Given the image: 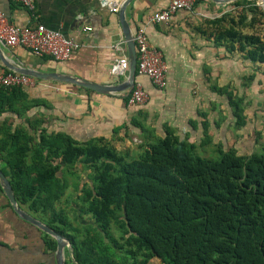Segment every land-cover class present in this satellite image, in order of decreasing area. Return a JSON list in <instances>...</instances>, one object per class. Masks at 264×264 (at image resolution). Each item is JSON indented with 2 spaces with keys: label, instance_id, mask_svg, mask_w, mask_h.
I'll return each mask as SVG.
<instances>
[{
  "label": "trees",
  "instance_id": "obj_1",
  "mask_svg": "<svg viewBox=\"0 0 264 264\" xmlns=\"http://www.w3.org/2000/svg\"><path fill=\"white\" fill-rule=\"evenodd\" d=\"M226 6L204 20L208 38L264 65V9L255 0ZM259 83L264 86V75ZM217 90L240 130L243 98ZM42 104L23 86L0 87V116L11 114L0 119V162L16 201L69 240L78 264H147L153 258L161 264H264V146L240 154L213 145L204 120L198 143L168 126L155 137L139 123L143 141L117 149L104 137L78 141L48 131L42 113L27 114ZM262 105L264 112V96ZM16 117L22 122L14 123ZM209 145L218 160L197 154V147ZM80 171L88 172L90 184L80 185ZM70 185H80L75 201L66 192ZM44 241L55 249L54 238L44 233Z\"/></svg>",
  "mask_w": 264,
  "mask_h": 264
},
{
  "label": "crops",
  "instance_id": "obj_2",
  "mask_svg": "<svg viewBox=\"0 0 264 264\" xmlns=\"http://www.w3.org/2000/svg\"><path fill=\"white\" fill-rule=\"evenodd\" d=\"M107 1L35 0V10L31 13L14 0H0V11L8 22L14 25L41 23L48 29L75 37L80 43L64 61L36 56L20 46L0 44V53L17 66L72 75L100 85H124L128 79L127 70L121 74L111 71L117 57L123 53L127 56L126 44L122 52L111 48L118 40L125 41L118 15L124 0H110L118 8L117 12L110 10ZM168 2L132 0L125 10L132 33L143 26L148 42L161 52L167 63L163 88L155 87L148 77L135 73V81L142 84L148 97L140 105H129L124 99L129 88L98 93L72 83L36 79L34 86L25 87L26 91L29 97L45 104L30 109L27 114L42 113L48 131L65 132L78 141L104 137L117 149L123 145V148H132L129 146L132 139L138 141L137 145L143 141L139 123L155 137H163L164 127L168 126L180 138L188 137L190 142L198 143L204 132L202 122L206 120V131L213 145L221 144L223 149L234 147L240 154L255 150L258 130L264 125V113L260 111L256 123H250L244 103L252 88L259 94L264 93L261 90L263 84L259 83L264 75V65L228 53L208 38L209 29L204 20L222 10L211 0H197L192 11L175 12L169 24L148 23V17L165 8ZM86 26L91 30H84ZM4 69L7 68L0 60V73H4ZM252 73L257 83L247 80ZM218 88H228L243 98L246 124L236 132L229 128L233 125V116L228 99L225 93L218 92ZM5 116L11 114L5 113L0 119ZM20 122L21 118L14 119V123ZM3 167L4 163L0 162V170L6 176ZM18 205L44 222L25 206ZM62 258L65 264H74L67 247L63 249ZM0 264H56L55 249L46 246L44 232L15 214L1 186ZM147 264L161 263L153 258Z\"/></svg>",
  "mask_w": 264,
  "mask_h": 264
},
{
  "label": "built area",
  "instance_id": "obj_3",
  "mask_svg": "<svg viewBox=\"0 0 264 264\" xmlns=\"http://www.w3.org/2000/svg\"><path fill=\"white\" fill-rule=\"evenodd\" d=\"M33 13L35 0H14ZM197 0H169L163 9L154 11L149 17L148 23L169 24L173 14L179 10L192 11ZM112 12L118 8L112 1H107ZM255 4L264 9V0H255ZM86 31L90 27L83 28ZM136 50V73L148 77L151 83L161 89L166 83L167 63L161 52L153 47L145 36V29L139 26L133 33ZM0 44L6 47L20 46L31 51L34 55L49 56L55 61L67 60L78 49L80 43L73 36L64 35L62 32L46 28L41 23L35 25H14L8 22L6 16L0 11ZM126 42L118 40L111 48L122 52ZM128 68L127 56L117 57L111 71L114 74L124 73ZM36 78L17 72L0 73V87L7 86H34ZM148 95L139 81H135L133 88L127 94L126 103L140 105L144 103Z\"/></svg>",
  "mask_w": 264,
  "mask_h": 264
},
{
  "label": "water",
  "instance_id": "obj_4",
  "mask_svg": "<svg viewBox=\"0 0 264 264\" xmlns=\"http://www.w3.org/2000/svg\"><path fill=\"white\" fill-rule=\"evenodd\" d=\"M132 0H124L119 8L118 15L121 23L122 33L126 42V50H127V60H128V79L127 83L124 85H100L96 84L84 79H81L76 76L62 74L58 72H47V71H38L33 70L30 68H26L24 66H17L13 63L8 62L2 54L0 53V60L2 64L10 71L25 74L27 76L34 77L39 80H50L56 82H64V83H72L78 86H82L88 89H92L98 93H110L111 91H122V89L129 88L130 90L133 88L135 83V73H136V50H135V42L133 33L128 25V22L125 17V10L128 4ZM215 4H217L220 8H224L229 3L236 1V0H211ZM0 186L2 191L4 192L5 196L7 197L11 207L16 215H18L21 219L27 221L28 223L34 225L47 235L53 237L56 241V248H55V259L56 264H65L64 259L62 258V252L65 247H67L68 253L70 255L71 261L74 264H78L73 256V248L71 243L67 238H65L62 234L56 232L46 223L38 220L25 210H23L17 203L13 189L10 185L9 180L0 170Z\"/></svg>",
  "mask_w": 264,
  "mask_h": 264
},
{
  "label": "rangeland",
  "instance_id": "obj_5",
  "mask_svg": "<svg viewBox=\"0 0 264 264\" xmlns=\"http://www.w3.org/2000/svg\"><path fill=\"white\" fill-rule=\"evenodd\" d=\"M262 27L260 26V28L258 27L257 30L260 32H262ZM253 83H257V81L254 82V80H252ZM255 87H257L255 85ZM261 90H263L264 92V86H261ZM263 96L264 93L259 94V92L257 91V89H253L251 90V95L250 96H246L245 99V103H244V107L246 109L245 114L246 116L249 117V122L250 123H256V116L260 115L261 113H259L260 111L263 112V105H262V100H263ZM264 113V112H263ZM263 125V124H262ZM260 127V129L258 130L260 133V136L258 137V147H256L255 152H261V146L264 145V125ZM231 130H234L236 132L235 127L232 125L229 127ZM247 130V127L245 128ZM138 141L137 140H131L129 146L132 148H135L137 146ZM124 145L120 148H123ZM127 147V146H126ZM196 152L200 157H207V158H211L214 160H218L219 159V155L215 152L214 147L212 145L209 146H205V147H197L196 148ZM79 167V166H78ZM88 172L87 171H80V185H82V183H88L90 184V180L87 177ZM67 181L69 183H74L75 181V177L73 176H68L67 177ZM80 185L78 189H75L74 186L70 185L68 187V189L66 190V192L68 193L67 195H72V198L75 201L77 200V195L79 194V189H80ZM78 202V201H77ZM73 206V203H70ZM76 207V206H74ZM77 208V207H76ZM87 218V217H86Z\"/></svg>",
  "mask_w": 264,
  "mask_h": 264
}]
</instances>
